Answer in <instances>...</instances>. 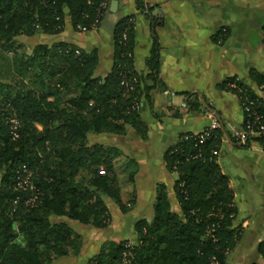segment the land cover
I'll use <instances>...</instances> for the list:
<instances>
[{"label":"trees","instance_id":"1","mask_svg":"<svg viewBox=\"0 0 264 264\" xmlns=\"http://www.w3.org/2000/svg\"><path fill=\"white\" fill-rule=\"evenodd\" d=\"M104 1L0 0V264H70L59 259L79 255L82 236L63 217L104 229L112 222L107 197L124 213L135 205V198H121L116 168L121 151L91 142L90 134H125L133 127L147 138L141 104L163 86L158 43L145 78L135 67L132 16L116 21L114 64L105 77L95 75L97 50L59 41L38 44L29 54L17 41L21 35L60 33L66 10L76 30L79 25L91 30L107 13ZM227 32L221 30L217 40L223 42ZM249 77L264 90V71L251 68ZM123 80L135 81V88L128 90ZM222 86L238 96L241 106L252 100V111L264 123V99L254 86L235 76ZM188 96L190 110H199L200 98ZM252 118L245 116L238 128ZM226 136L240 144L224 124L203 143L194 132H182L165 152L167 167L178 174L179 210L167 185L159 183L152 220L135 224L136 242L107 240L87 264H227L244 229L235 223L234 190L218 162ZM251 137L240 145L247 146ZM256 139L264 147V132ZM136 169L137 162L129 159V180ZM257 251L260 259L252 264H264V240Z\"/></svg>","mask_w":264,"mask_h":264},{"label":"crops","instance_id":"2","mask_svg":"<svg viewBox=\"0 0 264 264\" xmlns=\"http://www.w3.org/2000/svg\"><path fill=\"white\" fill-rule=\"evenodd\" d=\"M252 8L264 10V0H119L117 12L112 16L109 7L99 26L91 30H76L66 10L65 26L60 33L17 37L24 49L27 48V53H32L38 44L59 41L87 51L97 50L99 63L95 75L101 77L107 76L114 64L116 21L127 16L134 18L135 67L145 78L151 73L147 61L158 43L159 78L163 86L152 90L151 101L143 98L142 116L147 124V138L139 136L133 127H128L125 134H90L93 143L119 148L121 155L116 160L118 176L124 174L129 185L128 193L122 190L121 198L126 202L135 198L131 210L124 213L119 208L120 215L112 216L108 227L98 229L102 233H110L95 242L98 248L94 254L107 240L136 242L135 224L142 218L152 220L159 183L167 185L173 208L179 210L174 192L178 174L167 167L165 152L176 143L182 132L199 133L208 127L213 113L227 129L242 125L244 109L238 96L222 86L226 77L235 76L249 83L264 99V90H259L249 77L251 68L264 71L261 21L252 18ZM223 27L228 34L220 42L217 37ZM252 31L257 32L255 39ZM190 93L200 98L199 110L193 111L187 106ZM259 135H252L254 138L251 137L247 146L226 136L218 156L221 169L229 175L234 190L238 208L235 223L243 226L242 237L251 224H264V147L256 139ZM131 158L137 162L133 181L129 180V171L125 170ZM120 184L122 187L121 177ZM106 202L109 205L108 197ZM261 230L255 237L259 243L264 240L261 237L264 225H261Z\"/></svg>","mask_w":264,"mask_h":264},{"label":"rangeland","instance_id":"3","mask_svg":"<svg viewBox=\"0 0 264 264\" xmlns=\"http://www.w3.org/2000/svg\"><path fill=\"white\" fill-rule=\"evenodd\" d=\"M261 11L260 10L255 11L252 8L250 11V15L252 16V18L262 20L263 14ZM252 35H253V39H255L257 32L252 31ZM22 49L28 52L27 48L24 49V45ZM120 177H121V183H122V190L127 192L128 191L127 189H129L128 181L125 178L124 174H121ZM129 197H130V192H129L128 197L126 198L129 199ZM109 201H110L109 205H110V210H111L110 212L112 213V216L115 218V216L120 213L119 207L112 199L109 198ZM62 219L68 220L71 223V225L74 226V229L82 236V242H81L82 247H81V251L79 255H69V256L60 258L59 261L70 263V264H82V263L87 264L89 257H91L98 248V245L95 244V242L101 241L103 239V236L108 235L110 232L102 233L101 231L94 228L90 224H82L79 221L70 220L67 217H63ZM261 225H264V224L253 223L245 231L242 237L241 243L238 245L236 250L231 255H228L229 258L227 262L229 264H233V261L235 262L234 264H251V262H253L256 258L260 259V257H258L259 254L257 251V246L259 242L257 238L255 237L256 235H259L261 233L262 231ZM125 232H127V230H125ZM261 237L262 238L264 237V233L261 234Z\"/></svg>","mask_w":264,"mask_h":264},{"label":"built area","instance_id":"4","mask_svg":"<svg viewBox=\"0 0 264 264\" xmlns=\"http://www.w3.org/2000/svg\"><path fill=\"white\" fill-rule=\"evenodd\" d=\"M111 1L112 0H105L102 4L103 7L107 9V11L110 7ZM130 20L134 22L133 17ZM94 28H96V26H94ZM78 29L79 31L88 30L86 27H83L81 25L78 26ZM223 30H226V28H223ZM121 84L125 86L128 90H132L135 88V81L129 83L127 80H123ZM251 104H253L252 100H247L242 104L246 117L251 116L253 114V118L247 120L246 127L244 129L235 126L231 127L233 134L239 139V143L243 145L246 144L248 137L250 135L261 134L264 132V123H263L262 115L257 112H253L252 107H250ZM136 106L139 107L140 103L137 102ZM222 128H223L222 121L218 118V116L215 113H213L211 124L208 127L204 128L203 131L195 134L198 135L199 142L203 143L206 138L211 136L212 131L220 130Z\"/></svg>","mask_w":264,"mask_h":264},{"label":"water","instance_id":"5","mask_svg":"<svg viewBox=\"0 0 264 264\" xmlns=\"http://www.w3.org/2000/svg\"><path fill=\"white\" fill-rule=\"evenodd\" d=\"M119 6V0H112L110 5V12L112 16L117 12Z\"/></svg>","mask_w":264,"mask_h":264}]
</instances>
